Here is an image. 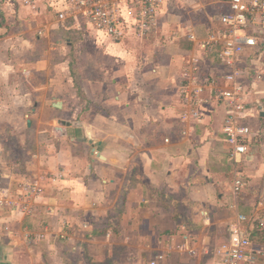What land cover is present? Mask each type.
Returning a JSON list of instances; mask_svg holds the SVG:
<instances>
[{
  "label": "crops",
  "instance_id": "1",
  "mask_svg": "<svg viewBox=\"0 0 264 264\" xmlns=\"http://www.w3.org/2000/svg\"><path fill=\"white\" fill-rule=\"evenodd\" d=\"M40 1L50 10L42 26ZM33 3L17 7L3 0L0 19L13 25L16 14L21 20L34 16L26 25L35 20L39 27L23 36V48L31 45L24 63L31 74H62L66 82L59 86L50 80L33 87L34 94L29 91L18 74L23 62L15 36L6 35L9 29L0 23V75L2 69L12 75L11 82L0 76V90L12 91L8 98L2 94L0 109L34 104L33 112H42L28 120V138H37L38 152L18 165L23 172L0 175V194L16 192L28 177H63L48 181L34 215L0 211V222L16 225L29 246L46 242L51 258L58 251L59 262L45 264H220L215 250L228 241L238 215L255 225L264 221V110L258 108L260 117L246 121L253 139L240 163L230 158L222 132L223 104L213 100L200 107L201 122L181 120L179 76L191 56H201L189 35L200 40L220 26L188 22L166 5L149 37L130 35L115 43L95 31L86 33L92 30L85 25L58 23L56 12L65 0ZM209 26L213 29L205 36ZM37 39L48 43V51L33 62ZM205 67L222 70L215 54L206 55ZM88 74L94 76L85 78ZM59 102L61 108L55 107ZM39 122L53 125L41 129ZM236 173L243 181L239 192ZM28 234L30 240L24 238ZM62 234L68 237L61 239ZM12 235L16 241L0 247V264H20L12 252L22 250V243ZM39 235L44 239L37 241ZM252 241L264 251V229L254 230ZM182 244L196 254L179 251ZM73 255L78 260H70Z\"/></svg>",
  "mask_w": 264,
  "mask_h": 264
},
{
  "label": "built area",
  "instance_id": "2",
  "mask_svg": "<svg viewBox=\"0 0 264 264\" xmlns=\"http://www.w3.org/2000/svg\"><path fill=\"white\" fill-rule=\"evenodd\" d=\"M163 0H65L56 12L60 24L72 23L102 34L115 43L128 36L146 39L157 27ZM225 12L218 21L221 28L197 40L201 56L193 55L179 76L180 98L184 105L183 122H201L200 107L216 100L226 109L222 132L231 147L230 158L240 163L250 153L253 127L246 121L258 118L264 110V0H226ZM250 30V32H249ZM42 35V34H41ZM217 56L221 71L212 73L206 67V55ZM206 68V69H205ZM245 81H248L246 85ZM169 142V140H167ZM63 176L25 178L16 192L0 194V211H11L22 216H32L44 198L48 181L56 182ZM236 192L243 187L241 176L235 174ZM240 214L230 226L229 239L221 244L215 255L220 264H257L264 259V251L253 245L254 230L264 229V221ZM88 229V225L83 226ZM9 228L0 222V233L10 237ZM33 235L28 234L29 238ZM44 235L37 236V241ZM66 235H60L65 239ZM181 252L195 255L185 244L178 245ZM156 264V263H153Z\"/></svg>",
  "mask_w": 264,
  "mask_h": 264
},
{
  "label": "rangeland",
  "instance_id": "3",
  "mask_svg": "<svg viewBox=\"0 0 264 264\" xmlns=\"http://www.w3.org/2000/svg\"><path fill=\"white\" fill-rule=\"evenodd\" d=\"M32 1L35 2V0H11V2H13L17 7L23 5L26 7L29 5L36 6ZM38 3L39 4L37 10L39 14L37 16L38 17L37 19H39V23H41L42 26L46 24L47 21L45 16L50 13V10L48 6L45 5L46 3H44V1H40ZM2 4H3V0L2 2L0 1L1 12H2L1 10ZM166 5L169 7L171 12L173 10L174 11L173 13H176L177 17L187 18L188 22H190V20L194 22L195 21L196 22L204 21V23L210 22L211 25L212 24L219 25L220 28H221V24L219 23V21L216 22V20L222 13L225 12V8H226L224 4V0H163L161 9H164ZM160 13L161 11L159 12V16ZM178 14L181 16H179ZM204 16L206 18H204ZM13 17H16L17 19V20L15 19L13 25L11 24V22H8L7 20L2 21V19H0V23L1 25L3 23L4 27L9 29V32H7L6 35L12 34L15 36L14 40L15 43L17 44L15 48L19 52L18 59H21V62H23L19 68L21 70L20 72H18L22 83L25 86L27 85L29 87V91H31L33 94L35 92L33 87L44 85L47 81L50 80L51 82L58 83L60 84L59 86H61L64 82H66L65 80L66 76L62 74H53L51 75V77H49L48 75H38L33 73L31 74V71L34 70H32L30 68L31 66H28L27 63H24V60L27 58L25 56L28 55L26 53L28 52V49H30L31 45L28 43L26 44L25 47L26 49L23 48L22 46V44L24 43L23 36L28 37V35H31V33H33L34 31L35 33H37L39 27L38 24L35 22V20H33L34 22L32 25H26L29 19H34V16L27 15L24 18L25 20H21V18H19V14H16ZM158 19H160V17ZM211 29L213 28L210 26L208 28H205L203 32L204 35L206 36V34H208V32H210ZM92 32L93 31H87L86 33L90 34ZM34 35L37 36V34ZM52 47H55V45H53V42H52ZM45 50L48 51V43L47 42L45 43L42 40L37 39V50L34 51L35 53L36 52L37 53L33 54V62L36 59L39 60L40 58H42ZM1 72L2 73L0 76H3L5 74L6 81L11 82L12 79L10 77H12V75L4 73L3 69L1 70ZM93 76L94 75L92 74H88L85 76V78H91ZM52 91H54L53 88ZM10 93H12V91L0 90V97L3 94V96L8 98L10 97ZM34 109L37 110L34 104L30 106L21 105L19 106V109L17 106L5 105L4 110L0 109V175L5 174L11 176L15 172L18 174L20 171L23 172L22 167L20 169L18 168V165L23 166L26 163V161L28 162L29 154L34 153L36 150H37L36 152H38L37 147L40 146V143L38 145L37 138H34V136H32V138H28L29 137L28 120L38 119L41 117L42 114L41 111L33 112ZM51 124L53 125V123L50 122H39L41 129H51L52 128ZM36 125H38V123H36ZM55 126H57V124H55ZM31 129L34 130L35 128L33 129L32 127ZM38 139L41 140L42 138H38ZM42 140L40 141L41 143ZM24 177L26 176H23V178ZM1 223L4 224L5 228H9L10 231L8 235L11 236L8 239H5L4 236L7 235H4V233H0V247L8 243H11L12 240H10V238L14 237L12 233L15 234L17 238V242L20 241L19 244L22 243V247H19L22 250H14L12 252L17 255V258L19 259L18 263L45 264L46 262L50 263L51 261L59 262L60 259H59L58 251L54 252L56 253L55 256L56 258H51L49 254L51 249L49 248V246H47L48 244L46 242L34 246H29L28 244H25V240L23 239L19 231L20 229L16 225L4 221H1ZM31 225L33 224L31 223ZM16 228L18 229L19 233H16L17 231ZM24 238H26V240H30L28 235H25ZM15 241L16 240H13L12 243H14ZM60 249H63V247H60ZM70 260L76 261L78 260V257L73 255L70 257Z\"/></svg>",
  "mask_w": 264,
  "mask_h": 264
},
{
  "label": "water",
  "instance_id": "4",
  "mask_svg": "<svg viewBox=\"0 0 264 264\" xmlns=\"http://www.w3.org/2000/svg\"><path fill=\"white\" fill-rule=\"evenodd\" d=\"M55 107H57V108H61V103L59 102V103H57L56 105H55ZM65 124H67V123H65ZM75 125H76V123H74ZM68 125H70V124H68ZM29 126H31V123L29 122ZM57 132L59 133V134H65V131H64V129H62V128H57ZM91 144H92V142H90Z\"/></svg>",
  "mask_w": 264,
  "mask_h": 264
}]
</instances>
